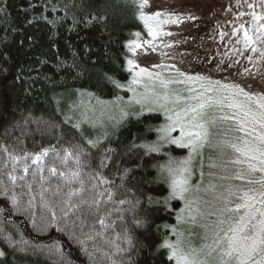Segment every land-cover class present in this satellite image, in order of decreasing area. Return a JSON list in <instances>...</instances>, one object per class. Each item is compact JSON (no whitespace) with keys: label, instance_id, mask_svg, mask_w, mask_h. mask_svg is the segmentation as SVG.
Wrapping results in <instances>:
<instances>
[{"label":"trees","instance_id":"16d2710c","mask_svg":"<svg viewBox=\"0 0 264 264\" xmlns=\"http://www.w3.org/2000/svg\"><path fill=\"white\" fill-rule=\"evenodd\" d=\"M92 17L97 18L95 22L86 24ZM142 28L131 0H0V146H7L9 152L22 157L24 153L36 154L53 146L63 154L64 148L79 145L88 154L85 159L91 168L85 169V191L76 202L96 198L95 191L89 190L91 181L87 173L97 168L106 149L114 150L104 170V175L114 181L111 185L114 200L102 203L98 214L85 206L64 219L61 218L63 196L45 193L56 211V223H52L49 213L39 209V193L42 188L54 192L57 186L66 193L68 187L59 175L52 176L49 168L67 169L49 155L45 158V179L41 182L39 174L33 175L36 166L30 159L14 164L0 151V250L5 253L0 257V264H59L61 259L65 264H111L109 256L117 264H173L168 259V249L160 245L166 238L175 241L176 237L164 226L176 224L182 202L173 200L168 206L156 202L168 190L153 166L166 157L157 153L146 156L143 149L133 147L156 139L155 132L146 133V128L162 123V115L146 113L141 118L130 115L103 133L91 131L86 124L77 130L65 123L69 116L73 123L80 118L81 111L73 110L72 105H78L81 98L91 101L78 95L77 90L93 93L90 99L98 97L105 102L119 96L123 98L119 101L121 106L126 104L129 93L113 87L106 75L126 83L129 76L125 71L124 45L134 38L132 33ZM128 111H139V108ZM104 133L107 137L98 147L88 145V139L104 137ZM165 150L178 158L187 153L186 149L175 146ZM208 155L209 152L205 156L206 164ZM25 163L29 166L26 175ZM124 169L131 171L121 179ZM9 173L17 177L15 183L9 179ZM20 176L24 179H19ZM12 195L17 198L15 204L10 199ZM33 196L37 205L35 216L28 203ZM121 199L132 203L119 205L117 201ZM137 200L140 203L133 208ZM119 209H124L122 219L118 218ZM109 212L112 215L108 222L115 221L113 227L105 230V235L89 241L87 251L82 250L78 241L92 234L100 215L107 216ZM136 221L140 222L139 226ZM201 222L207 223L197 220L195 225L179 226L186 233L185 247L188 243L203 242ZM96 230H100L98 226ZM125 231L132 247L126 254L113 255L111 241L117 234L121 237L117 244L127 247L122 239ZM5 236L28 241L26 251L10 247ZM56 247L60 251L49 254L48 249Z\"/></svg>","mask_w":264,"mask_h":264},{"label":"snow or ice","instance_id":"6c2138e0","mask_svg":"<svg viewBox=\"0 0 264 264\" xmlns=\"http://www.w3.org/2000/svg\"><path fill=\"white\" fill-rule=\"evenodd\" d=\"M131 2L136 8L138 20L143 23L147 38L140 31H136L132 33L134 38L127 40L124 45L125 71L129 76L126 83H121L107 75L106 79L116 89L132 93L128 104L139 105L140 110L129 112L121 106L119 119L111 115L107 116V119L115 120V124L119 125L130 115L141 118L145 117L146 113H159L163 116L162 123L148 125L146 128V133L155 132V140H145L141 144L133 145L134 148L143 149L146 156L157 153L166 157L153 166L168 190L167 195L157 199L156 202L168 206L171 201L179 200L184 205L177 212L176 224L164 226L170 230V235L176 237L175 241L166 238L160 247L168 249V259L175 264H264V87L260 91H253V85L245 79V77L254 79L253 72L248 66L241 68L240 60L237 59L239 56H246L254 66L257 62L264 64V0H260L259 5L247 3L249 11H238L233 19L226 21L231 31L223 30L221 25H217V28L221 29L219 38L230 42L231 58L227 63L220 60L215 62V69L191 71L181 70L175 63L152 64L151 68L144 67L142 58L160 50L158 40L165 48H172L171 44L164 43V37L173 36L171 31L165 30V26L180 25L185 20H194L196 17L185 16L168 9L150 11V0H131ZM245 2L246 0H237V5L242 7ZM257 7L259 11H256ZM96 19L92 17L86 21V24L94 23ZM248 53L256 54L255 58ZM161 55L166 57L169 53L161 51ZM224 55L229 54L226 52ZM234 67L235 72L229 71L231 80L228 77L213 79L208 74L212 71L224 72ZM165 69H170L167 75H164ZM261 84L264 85V70L261 73ZM77 94L82 96L85 93L77 90ZM87 95L89 98L94 96L93 93ZM122 100L123 98L119 96L111 102L96 98L97 104L101 106L109 103L117 104ZM83 103L81 101V105ZM79 107L80 105H72L73 109ZM89 112L93 115L90 116ZM104 119L103 110L97 116L95 108H88L81 112L80 118L75 123L70 116L66 118L65 123L71 124L77 130H82L85 124L96 129L104 127ZM106 137L107 133H104V137L88 139L87 143L90 147L96 148ZM166 146L186 149L187 155L174 157L170 151L165 150ZM206 150L209 152L207 164ZM0 151H3L14 164L20 160L30 159L31 164L36 166L33 168V175L39 174L41 182L45 179L44 164L45 158L49 155L54 156L67 169V171H58L55 167L49 168V173L52 176L59 175L68 187L66 193L60 186H57L54 192L50 188H42L39 193L38 207L41 211L50 214L52 223H56L58 217L51 200L45 196V193L63 196L61 218L64 219L70 214L81 211L85 206L90 211L95 209L98 214L102 203L114 200V192L111 188L114 181L104 175V170L113 158V149H106L97 168L87 173L91 181L89 190L95 191L96 198L91 201L81 199L79 202H76L77 197L82 196L85 191V169L91 168L90 162L85 159L88 154L82 151L79 145L64 148L63 154L54 146L36 154L24 153L22 157L9 152L7 146H0ZM205 166L208 168L207 173ZM23 171L25 175L28 173L27 163ZM130 171L124 169L121 179H124ZM8 175L15 183L17 177L12 173ZM19 179L23 180L24 176H20ZM10 199L13 204L17 202L15 195ZM149 199L151 200V197ZM35 200L33 196L28 202L29 208L33 209V216L36 215ZM117 203L124 205L132 202L121 199ZM139 203L140 201L137 200L133 208ZM118 211L120 213L118 218L122 219L124 209ZM111 215V212L107 216L100 215L96 222L100 230L97 231L94 226L92 234L85 235L78 241L82 250L87 251L86 246L89 241L105 235V230L113 227L115 221L108 222ZM197 220L207 221L200 225L204 230L203 236L200 237L203 242L199 247L192 245L185 247V234L179 226L186 223L195 225ZM33 223L35 224V220ZM136 223L137 226L140 225L139 221ZM118 239H121L119 234L111 241L115 249L113 255L128 253L132 241L127 231L122 237L127 247L117 244ZM4 240L10 247L21 252L26 251L28 246V241L12 240L10 236H5ZM33 250L42 251V249ZM59 251V247L48 249L49 254ZM4 255V251L0 250V257ZM109 259L111 264H117L111 256ZM59 264H65V261L61 259Z\"/></svg>","mask_w":264,"mask_h":264},{"label":"rangeland","instance_id":"374dc122","mask_svg":"<svg viewBox=\"0 0 264 264\" xmlns=\"http://www.w3.org/2000/svg\"><path fill=\"white\" fill-rule=\"evenodd\" d=\"M248 1L249 0H246L243 6L239 7L237 5V0H150V11H156L159 9H168L170 11L175 10L185 16H194L196 19L185 20L184 23L180 25L165 26V30L171 31L173 36L164 37V43L171 44L172 48H165L158 40L157 44L160 50L150 56L143 57L142 59L144 60V63H142V66L151 68L152 64L171 65L175 63L177 67L181 68V70L188 69L191 71L192 69H215V62L222 60L224 53L227 51L226 47H229L228 51H231V48L228 45L230 42L227 40L224 43L219 38V31L221 29H218L217 25L219 24L222 26L223 30H227L229 26L225 22L233 19L234 14L238 11L244 10ZM139 31L145 38H147L144 28ZM161 51L169 53V55L166 57L162 56ZM239 57L241 58V56ZM181 61H183V63H181ZM240 66L242 68V65ZM156 70L160 71V69ZM251 70L254 79H249L248 77H245V79H248L249 83L253 85V91H260V89L264 87V85L261 84V73L262 70H264V64L260 67H253ZM168 71H170V69H165L164 75H167ZM229 71L235 72V67L224 72L212 71L208 74L211 75L213 79H223L224 77H228V79L231 80L232 76H229ZM174 75L175 73H173V76ZM131 95L132 93L128 94V97L125 100L126 104H123L122 107L127 110H133L138 107L140 110L139 105L128 104V99ZM82 96L84 98H89L87 94ZM82 99L83 98H81L78 103L80 107L73 110H80L82 112L88 108H95V115L97 116L102 110L105 112L104 127L93 129L86 124L91 131L103 133L106 130L114 128L115 120L109 121L107 116L111 115L115 117L118 114L116 117V119H118L120 116L119 107H121V102H117V104L109 103L110 105L107 104L106 106H101L98 105L94 99L89 98V100H91L90 102L83 101ZM81 101L84 102L83 105H81ZM89 115L92 116L93 113L89 112ZM207 154L208 151L206 150L205 156ZM202 223L204 224V222H201V224ZM184 234L186 235L185 232ZM201 243L195 245L192 244V246L199 247ZM189 245L191 244L188 243L186 247ZM173 264H175L174 261Z\"/></svg>","mask_w":264,"mask_h":264},{"label":"flooded vegetation","instance_id":"af4514ba","mask_svg":"<svg viewBox=\"0 0 264 264\" xmlns=\"http://www.w3.org/2000/svg\"><path fill=\"white\" fill-rule=\"evenodd\" d=\"M253 3V4H256V5H259V3H260V0H249L248 1V3ZM260 9H259V7H257L256 8V11H259ZM243 11H249V9H247V4H246V6H245V8H244V10ZM224 30H226V29H224ZM227 31H231V28L229 27V28H227ZM224 43L227 41V40H222ZM228 45H229V43H228ZM227 48V53L229 54L228 56H225V55H223V58H222V60H224L225 61V63H227V61L231 58V51H228V49H229V47H226ZM225 52V53H226ZM249 55H253V57L255 58V55L256 54H253V53H248ZM237 59H239L240 60V65H242V67L243 66H246V64H247V66L250 68V69H252L253 67H260L262 64L260 63V62H257V65L256 66H254L253 64H251L248 60H247V58H246V56H241V58L240 57H237Z\"/></svg>","mask_w":264,"mask_h":264}]
</instances>
